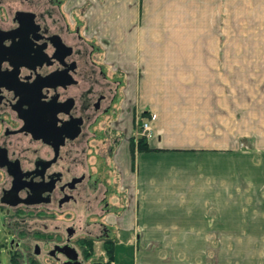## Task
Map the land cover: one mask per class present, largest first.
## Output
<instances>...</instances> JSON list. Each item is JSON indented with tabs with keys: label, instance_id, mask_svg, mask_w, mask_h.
Masks as SVG:
<instances>
[{
	"label": "crops",
	"instance_id": "obj_1",
	"mask_svg": "<svg viewBox=\"0 0 264 264\" xmlns=\"http://www.w3.org/2000/svg\"><path fill=\"white\" fill-rule=\"evenodd\" d=\"M66 9L100 68L120 73L130 119L153 116L151 150L125 147L116 168L131 187L116 216L130 260L116 264H264V0Z\"/></svg>",
	"mask_w": 264,
	"mask_h": 264
},
{
	"label": "flooded vegetation",
	"instance_id": "obj_2",
	"mask_svg": "<svg viewBox=\"0 0 264 264\" xmlns=\"http://www.w3.org/2000/svg\"><path fill=\"white\" fill-rule=\"evenodd\" d=\"M66 3L0 0V224L12 235L8 262L127 263V231L86 164L96 125L106 126L107 154L123 136L112 124L119 84L96 62L97 48Z\"/></svg>",
	"mask_w": 264,
	"mask_h": 264
},
{
	"label": "rangeland",
	"instance_id": "obj_3",
	"mask_svg": "<svg viewBox=\"0 0 264 264\" xmlns=\"http://www.w3.org/2000/svg\"><path fill=\"white\" fill-rule=\"evenodd\" d=\"M73 17L76 21H78L80 23V26H81L82 24H81L80 16L77 13H74ZM75 17H77V18H75ZM95 60L97 61V57L95 58ZM104 70L107 73L108 79H110V80L115 79L119 84V87H118L119 92H120V94H119V100H120L119 111H117L116 118L113 117L114 118L112 121L113 123L112 122L111 123L113 125L116 124L114 127H116L117 130L119 132H121V134H123V136L118 134L119 135L118 139H120V141H117V142L113 141L112 144L109 143L111 145V152L109 154H107L106 153L107 152L106 146L108 143L106 141V137H107L106 134L107 133H104L102 131V129H104V127H106V126L102 123L96 125V127L94 129H95V132L99 135V138L97 141H95V140L89 141L90 149L86 151V155H87L86 164L88 165V170L90 173H92L96 176H100L101 186L103 185V186L108 187L107 201L116 207V210H117L116 212H118L116 216L119 219L118 221H121L124 218L125 211L130 206V198L129 197L131 195V187H130L129 181H128V183H125V181H126L125 177L120 173V171L117 172L116 168L118 167L120 159L122 161L125 160V155H124L125 147H127V150L129 152V146H128L126 139L129 136L137 137L140 135V134H138L140 132V129L138 127L139 126L138 125V119H139L140 113L142 111L138 110V109H134L133 112H131V110H130L131 116H133L130 119L129 105H126L127 101H126V99H124L125 98L124 92L126 93V91H124V89H123V86H122L123 83L121 84V82H120V80H121L120 79L121 78L120 73H113L111 71L109 72L107 68H104ZM122 93H123V95H122ZM135 111L137 113H134ZM135 117H136V119H135ZM143 118L146 119V121L143 120L142 122H147V121L152 120L153 116H151L150 114L149 115L145 114V117H143ZM147 125H148V122H147ZM148 129H149V126H148ZM121 136H122V138H121ZM104 153H106V155ZM119 176L121 178L120 180L118 179ZM124 197H125V199H124ZM0 217H1V214H0ZM11 240H12V235H10V233L6 232L5 229L2 227V225L0 224V264H9L8 253H7L8 248L7 247L10 244ZM116 251H117V255L119 257L122 255L124 249L119 248V249H116ZM126 252H127V256H128V258H127L128 259L127 263H128L130 260V254H129L128 248H127ZM117 261H119V260H117Z\"/></svg>",
	"mask_w": 264,
	"mask_h": 264
},
{
	"label": "trees",
	"instance_id": "obj_4",
	"mask_svg": "<svg viewBox=\"0 0 264 264\" xmlns=\"http://www.w3.org/2000/svg\"><path fill=\"white\" fill-rule=\"evenodd\" d=\"M145 113L141 112L140 117L138 119V127H140L142 121L144 120ZM129 152L131 157L133 156V152H148L151 149L148 147L147 144V137L143 135H139L137 137L130 136L128 140ZM12 264H16L15 260L12 258L9 260Z\"/></svg>",
	"mask_w": 264,
	"mask_h": 264
},
{
	"label": "built area",
	"instance_id": "obj_5",
	"mask_svg": "<svg viewBox=\"0 0 264 264\" xmlns=\"http://www.w3.org/2000/svg\"><path fill=\"white\" fill-rule=\"evenodd\" d=\"M139 129L140 132L138 134L144 135L145 137H149L150 134H149L147 122H142Z\"/></svg>",
	"mask_w": 264,
	"mask_h": 264
}]
</instances>
